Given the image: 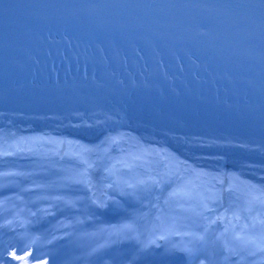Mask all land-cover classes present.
<instances>
[{
  "label": "bare ground",
  "instance_id": "bare-ground-1",
  "mask_svg": "<svg viewBox=\"0 0 264 264\" xmlns=\"http://www.w3.org/2000/svg\"><path fill=\"white\" fill-rule=\"evenodd\" d=\"M91 97L97 102L77 100L74 95L66 91L34 89L27 81L22 83L16 78L2 77L0 79V153L16 154L21 151L26 153L29 150L35 152L33 149L38 146L42 148V145L49 142L53 143L52 147H55V144L62 145L56 146L58 151L66 150L81 157V161L66 159L74 169L70 176L78 179L83 177L81 170L83 164L90 167H94L96 163L104 165L115 156L126 153L136 157H147L148 161L151 160L161 167L162 173L169 177L170 183L174 185L172 190L176 189L175 185L194 178L198 180V185H202L214 194L218 207L208 216L213 220L211 224L213 229L209 234L202 235L203 244L191 246L189 250L192 255L184 251L186 244L179 245L171 240L160 241V238H157L158 247H151L152 242L144 250L137 248L135 242L125 237L119 247L112 243L108 247L98 245L95 249H90L88 247L90 241L93 242L94 237H97L102 230L105 231L108 226L79 228L81 221L77 214L70 219V222L76 217L79 219V225H76V233L79 234L75 237L64 235L67 239L56 243L57 254L48 258L47 264H102L104 259H108L109 264H120L124 258L127 260L131 257L144 258L146 262L154 264H191L198 257L206 258L209 264H231L224 258L222 244H217L219 238L215 237L216 243L212 239L217 229L216 220L220 221V226L226 223L224 227L228 228L225 232L227 239L232 236L231 221L237 226L235 234L247 233L257 238L264 236V232L250 229L246 219H240L235 202L243 198L247 201L244 206H250L248 201L260 200L264 207V143L245 142L237 137L232 139L226 134L212 132L205 127L200 128L194 123L188 125L173 120L169 123L163 122L166 117L154 109L123 104L118 100H106L97 95ZM14 109L22 113L15 112ZM81 125H91V127H81ZM26 130H34L36 133L32 132L27 136ZM185 138L202 139L206 144L213 146L193 148ZM37 158L38 162L53 159L40 155ZM193 159L196 164L192 166L189 161ZM3 161L1 160L0 168L5 167L7 163ZM73 164L80 168L77 169ZM248 175L249 181H245ZM10 197L13 200L12 196ZM223 208L230 210L224 211ZM253 219H250L251 223H255ZM255 219L261 223L262 218ZM141 220L142 218L135 219L134 224L139 225ZM61 222L62 220L59 219L54 223L60 226L63 224ZM167 222L168 220H164L161 229ZM118 224L127 225V221L118 220L116 225ZM148 225L152 226V222ZM168 231L169 229H165L161 234L166 235ZM242 237L245 242L246 237ZM258 240L255 239L253 245H256ZM250 248L251 251L255 249L254 246ZM144 251H147V254L141 255ZM1 254L0 250V256ZM7 256L13 259L10 264H31V255L18 259L9 252ZM256 259H248L246 264H259L261 260L264 261L262 256H257ZM38 261L40 260L35 262Z\"/></svg>",
  "mask_w": 264,
  "mask_h": 264
},
{
  "label": "rangeland",
  "instance_id": "rangeland-1",
  "mask_svg": "<svg viewBox=\"0 0 264 264\" xmlns=\"http://www.w3.org/2000/svg\"><path fill=\"white\" fill-rule=\"evenodd\" d=\"M16 107V106H15ZM27 169V167H26ZM125 172L127 170H124ZM106 177L109 178L110 183L109 184H104V179H103V186H102V193L103 196L105 197V192H108V195L106 196V203H105V207L102 209L104 212H110L109 215L111 217H109L108 219L115 222V220L118 219H129L130 218H136L137 216L140 217L141 215H144L145 218L147 219L148 216L151 215L153 209L156 210L155 208V200L160 199L161 198V194L163 193V191L165 190V188L169 185H167V182H160V181H153L151 184V189L148 192H142L143 196H140L139 198L134 197V196H128L126 197L127 199L125 200L123 198V203H121L122 201V197L121 198H117L115 199V197L112 196V192L115 193V195H120V187H118V181L121 178L118 177H113V172L110 173V175L105 174ZM124 175H128V173L123 174ZM129 177V176H127ZM127 177H123L124 180H127ZM107 185V186H106ZM106 186V187H105ZM21 187H25V185L22 184ZM141 189H144V186H140ZM81 188V187H80ZM216 201L214 202L213 201ZM212 200H208V199H202L199 197H195L194 201H196V206L198 211L204 213L206 216L207 212H209V209L212 208V210H214V208L218 205L217 199L213 197ZM91 202L90 200V195L87 193L85 195L84 201L82 202V207L83 210H85L86 208V204L88 202ZM239 202L235 201L237 204V214L240 215V219H246L248 222V226L251 229H254L256 232H264V207L261 208V211L259 208L257 209H253L252 205H246L244 206V201L243 198L238 199ZM113 203V204H112ZM154 204V206H153ZM178 204V201L176 198H172L167 201H165V203L163 204V212H165L166 217L168 216V218H171L172 220H174V225L172 227V229L177 228V226L180 227H185L186 225H188V223H191L192 221H188L187 219H184V221H182L183 219H181V217L186 216V214H190L191 216H194L195 219L193 220L192 224H196L197 223V217L199 218V213H189L188 211L184 210L182 211L181 208L176 207V205ZM213 206V207H212ZM243 207V210H242ZM98 209V207H97ZM260 211V212H259ZM259 213L258 215H255V213ZM179 214V215H178ZM256 217L258 218H262L261 223H259L258 221H256ZM207 218V217H206ZM254 218V219H253ZM255 220V223H253V226L251 225V220ZM205 224L203 227H199L200 229L198 231H204ZM236 228V227H235ZM234 230V229H233ZM199 240V239H198ZM231 244V243H230ZM255 257V255H252L253 258ZM226 260H228L229 262H231V264H235V261L238 260L236 258V256H232V255H228L226 257ZM259 264H264V261L259 263Z\"/></svg>",
  "mask_w": 264,
  "mask_h": 264
},
{
  "label": "snow or ice",
  "instance_id": "snow-or-ice-1",
  "mask_svg": "<svg viewBox=\"0 0 264 264\" xmlns=\"http://www.w3.org/2000/svg\"><path fill=\"white\" fill-rule=\"evenodd\" d=\"M256 7H258L261 10V17H262V22H264V0H257V3L255 5ZM91 127V125H81V127ZM187 140V143L193 147V148H206V147H212L213 145L211 144H206L202 139L200 140H196L193 138H185ZM140 183H143V181H140ZM129 188L133 187V184H129L128 185ZM186 196H188L189 198L191 197V193L190 192H186L185 193ZM238 239H242L241 237H237ZM160 239H164V236L161 235ZM248 243H254V241H247ZM261 242L264 243V237L261 238ZM184 251H186L189 255H192L190 250L185 249ZM261 252H264V248H261ZM147 251H144L143 253H141V255H146ZM201 264H204L203 261H201Z\"/></svg>",
  "mask_w": 264,
  "mask_h": 264
}]
</instances>
